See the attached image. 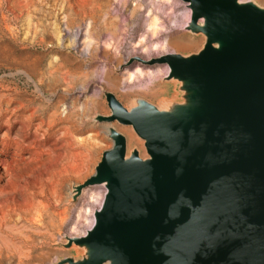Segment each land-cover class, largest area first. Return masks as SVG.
Returning <instances> with one entry per match:
<instances>
[{"label": "water", "instance_id": "water-1", "mask_svg": "<svg viewBox=\"0 0 264 264\" xmlns=\"http://www.w3.org/2000/svg\"><path fill=\"white\" fill-rule=\"evenodd\" d=\"M188 1L187 29L205 34L204 47L163 58L184 101L127 108L106 92L112 113L100 118L133 125L149 156L128 155L111 128L113 146L74 196L105 184L104 201L71 239L83 257L61 264H264V7Z\"/></svg>", "mask_w": 264, "mask_h": 264}, {"label": "rangeland", "instance_id": "rangeland-1", "mask_svg": "<svg viewBox=\"0 0 264 264\" xmlns=\"http://www.w3.org/2000/svg\"><path fill=\"white\" fill-rule=\"evenodd\" d=\"M137 4L145 7L135 10ZM97 7L101 10L97 11ZM188 10L190 9L184 0H169L165 13L156 11L149 0H0V100L3 104L14 107L17 104L9 99L19 97L34 99L39 103L42 97L35 84L38 67L57 62L80 67L82 72L88 74L83 78V103L86 104L90 98H97V107L87 110L85 115L89 127L83 137L90 144L83 149L80 166L76 168L68 165L63 179H53L52 182L49 179L51 176L46 175L49 180L45 184L40 181L34 184L38 193L36 196L19 192L13 200L10 197L15 192L11 185L15 183L13 174L21 176L24 163L13 174L6 172L0 164V194L5 195L0 202V212L6 214L5 222L9 226L28 231L25 227H33L32 217L39 211L41 203L48 206L47 209L40 208L43 217L52 214L57 218H65L64 224H57L49 230L51 237L30 230L28 241L17 240L21 250L23 249L22 256H15L10 260L0 255V264H61L64 258L78 255L76 248L67 247L66 237L81 236L90 228L94 221V211L102 204L105 188L102 185L88 186L73 203L71 191L75 184L83 183L95 173L103 152L113 145L106 134L110 123L98 119L111 113L105 90L115 93L127 108L131 107L129 102L133 97H143L159 105L163 99L176 95L175 83L166 79L169 71L156 81L158 91L155 96H146L137 91L136 82L124 88L111 86L107 80L102 79L104 69L110 68L112 78L124 80L128 73L136 70V65L127 64V59L133 54H139L141 58L150 56L147 63H140L145 73L155 68L169 69L167 64H152L151 61L171 51L165 49V46L156 49L151 46L174 35L185 36L199 43L194 49L180 52L190 53L200 49L204 36L183 30V16ZM156 15L161 22H165L167 30L152 38L148 36L147 23ZM175 20L177 25L171 26ZM110 22L114 25L108 26L104 31L100 30L101 26ZM117 35L124 39L119 52L103 45L104 41ZM87 40L92 42L89 54L84 53V42ZM98 45L100 49L97 51ZM46 96L49 97L50 92ZM66 102L70 103L71 99L66 98ZM119 124L121 123L118 121L114 123L124 133L123 129L127 126ZM3 132L4 130L0 132V137ZM136 138L143 143L138 136ZM129 146L139 147V143L129 140ZM141 151L144 155L145 149ZM28 155L29 153L24 154L25 157H29ZM42 157L46 158L47 154ZM15 184L24 185L23 182ZM94 192L99 194V203L91 198ZM75 224H78V230L73 231Z\"/></svg>", "mask_w": 264, "mask_h": 264}, {"label": "bare ground", "instance_id": "bare-ground-1", "mask_svg": "<svg viewBox=\"0 0 264 264\" xmlns=\"http://www.w3.org/2000/svg\"><path fill=\"white\" fill-rule=\"evenodd\" d=\"M168 1L169 0H149V4L153 6L156 11L165 13L166 3ZM239 1H253L256 4L264 7V5L259 3H264V0H259V2L256 0ZM184 2L187 3V6L190 10H188L183 16L185 19V26L183 27V30L190 32L187 27L189 26L192 20V8L190 1L184 0ZM144 7L145 6H143V4H137L135 10H142ZM98 10L101 9L97 7V11ZM204 21V18L200 19L201 24H203ZM113 25L114 24L111 22L104 24L100 27V30L104 31L106 30V28H108V26ZM176 25L177 20L172 21L171 26ZM147 26L148 36L152 38H156L157 36H159L160 33L165 32L167 30L165 22H161L160 18L157 15L153 16L152 20L147 23ZM190 33L193 35L202 34L204 36V43L202 47L197 51H193L198 52L204 47V44L206 42V36L204 33ZM144 37L146 39V35H144ZM123 43L124 39L121 36L117 35L115 36V38L104 41L103 45L106 46L109 50L113 49L119 52ZM84 44V53L89 54L92 42L90 40H87L84 42ZM198 44L195 40L187 38L185 36H171L169 38H166L164 42H160V44L159 42H155L151 46V48L154 49L165 46V49L171 51L151 61L152 64H167L169 69L155 68L149 73H145L140 63H147L149 60L147 58L150 56L147 55L146 57L141 58V55L133 54L127 59V64L136 65L137 67L135 72L128 73L127 77L121 81L116 77L115 79L112 78L110 75V68H105L102 75V79L107 80L111 86L122 88L132 86V84L136 82L138 86V92H142V94L146 96H155L158 91L156 90V81L159 77L163 76L169 71L168 75L166 76V79L175 83V97L163 99L159 105H156L155 103L143 97H133L129 103L132 106L136 104L139 100L145 99L155 104L159 109L172 108L178 102L184 101V90L181 87L182 82L171 74V67L167 61L163 60V58L168 54L172 53H181L187 55L189 53L183 52L196 48ZM99 49L100 48L98 45L97 51ZM180 50L183 52H180ZM73 66L70 67L66 63L57 62L49 63L47 65L38 67L35 84L38 94L42 97L39 103L36 102V100L34 99H29L26 97H19L16 99L10 98V102H15L17 104L16 106L11 107V104L5 105L0 100V132L4 130L2 136L0 137V164L6 172H11V174L15 173L16 169L19 168L20 164L24 163L25 166L24 172L23 174H21V176L16 173L13 174L15 183H18V185L22 182L24 183L23 186H16L17 184L15 183L11 184L12 187H14L13 189L15 190V192H13L10 196L13 200L19 192L25 193L26 195L32 194L36 196L38 193L35 191L36 187L34 184L37 181H40L45 184L48 179L45 177L46 175L51 176L49 179L52 182L55 179H63L65 177V173L67 172L68 165H72L76 168L80 166L81 160L84 155L83 149L86 145L90 144L89 142L87 143V140L83 137V133L85 132L87 127H89L85 121V115L87 113V110L95 106L97 107V98H90L86 104L82 102L81 96L83 95L85 89V86L83 84V78L87 77L88 74L82 72L80 67ZM31 78L33 79L34 77ZM47 92H50L49 97L46 96ZM106 92L111 91L105 90V94ZM95 95H97V93ZM66 98H70L71 102H66ZM111 113L109 115H111ZM100 117L98 118L99 121L110 123V125L108 126V132L106 134L114 144L113 139L110 137L111 128L115 127L118 131L123 133L121 130L118 129L116 125H114L117 120L109 121L106 119H101ZM119 125L127 126L123 129V134L127 137L128 155H130V150L133 149L129 146L130 140V142L137 141L139 143V147L142 150L145 149V153L143 155L141 149L136 146L139 149L142 157H148L149 155L146 151L145 140L137 134L133 125L122 123ZM94 127L95 126H93V128ZM136 136H138L143 141V143H140ZM12 148L13 150H11ZM26 153H29V157L24 156V154ZM45 153L47 154V157L43 158L42 156ZM77 185L78 184H75L73 186V190L71 191V197H73L72 203L75 201L74 196L77 193V188H75V186ZM101 185L104 186L106 194L107 187L105 186V184ZM85 188H83L82 192ZM3 197H5V195L1 193L0 202L4 200ZM91 198L93 201L97 200V203L100 202V197L98 193H92ZM39 207L47 209L48 206L46 204L41 203ZM40 208L39 211H37L36 214L32 217V220L34 222L33 227H25L26 229H29L28 231L18 230L16 229V227L9 226L5 222L6 214L4 212H0V255L10 260L15 256H22L23 249L21 250L17 240L26 241L29 236H31L30 230H33L35 232H41L43 236L48 237L51 234L49 231L51 228L56 227L57 224L60 223L64 224V217L60 216L61 218H57L55 215L52 214H46V216L43 217V213L40 212ZM99 208H96V210H98ZM38 222L41 223L39 224ZM91 223L92 224H90V228L86 230L85 234L81 236H67V242H72L71 239L73 238H81L86 236L88 230L91 229L95 223V216L94 221H92ZM77 227L78 224H75V226L72 227V230L74 231ZM72 247L76 248L78 251V255L74 256V258H82L85 248H80L75 242H72V245L68 248ZM66 264L69 263L66 262Z\"/></svg>", "mask_w": 264, "mask_h": 264}]
</instances>
